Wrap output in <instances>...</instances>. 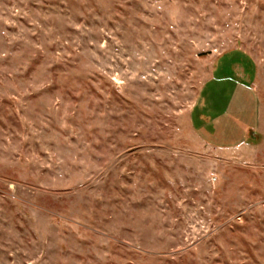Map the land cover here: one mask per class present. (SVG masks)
Listing matches in <instances>:
<instances>
[{
	"label": "rangeland",
	"instance_id": "374dc122",
	"mask_svg": "<svg viewBox=\"0 0 264 264\" xmlns=\"http://www.w3.org/2000/svg\"><path fill=\"white\" fill-rule=\"evenodd\" d=\"M0 264H264V0H0Z\"/></svg>",
	"mask_w": 264,
	"mask_h": 264
},
{
	"label": "crops",
	"instance_id": "0c3cea01",
	"mask_svg": "<svg viewBox=\"0 0 264 264\" xmlns=\"http://www.w3.org/2000/svg\"><path fill=\"white\" fill-rule=\"evenodd\" d=\"M236 51H228L223 54H220L216 58V62L213 65L212 70L216 68V65L220 63V59L224 58L226 55L234 54ZM242 53V52H241ZM242 55H245L242 53ZM246 58V56H244ZM246 61H248L246 59ZM243 70V67H241ZM247 67H244V69ZM247 73V70H246ZM242 79H245L242 77ZM249 86L246 85H239L236 95L238 96V104L242 105V100L248 97L253 102V107L248 106L244 111L240 110L239 108H234L235 101H231V108L227 112H224L221 117H215L211 119V124L206 125V123H202L200 127L204 129L206 136L210 138L213 146L216 147H224L227 148L229 146H236L241 141L244 140L251 131L255 129L257 124V96L253 87L250 83H247ZM251 86V87H250ZM241 89V90H240ZM244 96H242V95ZM243 97V99L241 98ZM236 106V105H235ZM206 122V121H204ZM211 125V126H210Z\"/></svg>",
	"mask_w": 264,
	"mask_h": 264
}]
</instances>
